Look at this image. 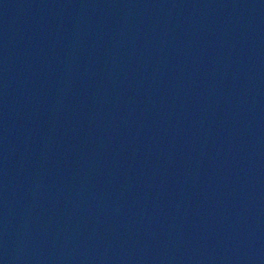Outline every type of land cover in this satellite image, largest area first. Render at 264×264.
Segmentation results:
<instances>
[{"label": "water", "instance_id": "obj_1", "mask_svg": "<svg viewBox=\"0 0 264 264\" xmlns=\"http://www.w3.org/2000/svg\"><path fill=\"white\" fill-rule=\"evenodd\" d=\"M0 264H264V0H0Z\"/></svg>", "mask_w": 264, "mask_h": 264}]
</instances>
